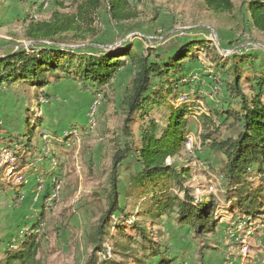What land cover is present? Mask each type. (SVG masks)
Masks as SVG:
<instances>
[{"label":"rangeland","instance_id":"obj_1","mask_svg":"<svg viewBox=\"0 0 264 264\" xmlns=\"http://www.w3.org/2000/svg\"><path fill=\"white\" fill-rule=\"evenodd\" d=\"M84 1L57 0V4L56 0H0V57L19 49L28 50L34 45L25 37V18L49 21L55 11L75 14V5ZM239 1L235 0L237 7ZM132 8L137 18L124 23L126 28L111 25L103 13L100 21L92 25L93 31L86 33L85 45L73 42L69 33L66 36L70 40L66 44H53V47L61 50L82 49V53L88 54L95 50H98L95 52L97 54L116 53L128 46L139 51L155 48L169 52L191 41H209V49L199 53V60L191 75L209 72V60L217 54L224 58L248 54L264 56V34L256 31L236 34L227 15L215 14L201 0H132ZM51 82L53 85L43 90L24 84L0 90V115L6 116L12 133L23 136L30 122L37 123L33 128L36 129L35 143L38 147L40 143L43 145L41 153L32 159L33 164L27 169L10 177H6V172L0 176L5 185L3 189L0 188V243H3L0 248L4 249L15 234L21 235L23 231L34 229L33 232L41 235L40 257L44 264H87L93 251L90 236L107 209L112 157L125 141L122 133L125 116L120 102L130 83V73L128 70L122 71L112 87L102 89L98 95L72 80L57 82L51 79ZM211 82L209 78L203 82L200 95L204 101L188 100L194 102L196 107L195 114L189 117L183 151L166 163L171 165L178 162L192 169L193 176L185 186L193 191V196L199 202L209 196L217 200L216 231L201 239L196 238L190 227L177 222L175 213L164 215L152 225V231L158 236L162 251L169 248L166 256L172 260V264H264V211L255 222L232 212L235 200L228 198L226 183L220 175L224 158L213 153L209 143L201 144L203 129L198 118L209 108L219 105V96ZM46 91L52 94L49 100L43 97ZM96 101L95 115L91 116ZM164 113L165 109L156 113L155 120H164ZM93 122V128L89 129ZM139 130L138 123L133 129L136 143L139 141ZM74 131L77 137L71 135ZM217 135L226 139L237 134L234 130L220 127ZM187 137L191 140L190 149ZM51 156L53 173L61 182L59 197L50 209L40 201L35 211L26 216L24 214L25 218L21 221L25 205H22L23 200L28 194L32 198L37 195L40 199L44 197L46 180L41 176L35 184L29 182L22 185L16 183V179L19 174L25 179L29 178L28 169L36 165V161L50 162ZM138 169L139 166L132 159L125 161L119 169L121 204L130 217L121 218L127 220L128 226L142 220L148 209V205L144 206V201L138 199L141 191L133 189L130 183V177ZM250 180L255 186L260 184L255 176ZM31 191L34 193L31 194ZM173 192L181 198L184 196L178 189ZM30 225L31 230L28 228ZM144 225L150 228V221L146 220ZM110 232L114 234L115 231L111 229ZM133 238V242L137 243H133L132 247L144 264H158L159 261L151 258L149 251L143 248H148L147 243L134 235ZM104 248L107 253L98 254L100 262L107 257L124 264H134L131 259L113 253L108 237Z\"/></svg>","mask_w":264,"mask_h":264},{"label":"trees","instance_id":"obj_2","mask_svg":"<svg viewBox=\"0 0 264 264\" xmlns=\"http://www.w3.org/2000/svg\"><path fill=\"white\" fill-rule=\"evenodd\" d=\"M201 1L215 14L227 15L236 34L245 31L264 34V0H240L238 7L235 0ZM56 3L59 2L56 0ZM103 13L111 25L122 29L127 27L124 23L137 18L132 0H86L75 5V14L55 11L49 21L25 18V37L31 43L56 45L66 44L70 40L66 35L71 33L73 42L85 45L86 33L93 31L92 25L100 21ZM210 45L209 41L195 40L169 52L155 48L139 51L128 46L116 53L97 54L95 50L88 54L82 53V49L61 50L34 44L28 50L19 49L0 58V90L17 84L43 90L53 85L51 79L72 80L98 95L102 89L112 87L122 71L130 73V83L120 102L125 116L122 129L125 141L112 157L107 209L90 236L93 251L87 264H124L107 257L100 262L98 254L107 253L104 248L107 237L115 255L131 259L134 264H144L132 247L137 243L133 242V235L147 243L148 248H143L159 261L158 264H172L166 256L169 248L162 251L158 236L152 231V225L164 215L175 213L177 222L190 227L199 239L216 231L217 200L209 196L199 202L185 186L193 176L192 169L178 162L166 163L183 151L189 117L195 114L196 107L188 100L203 99L200 92L207 78L216 88L219 105L198 118L203 129L201 144L209 143L211 151L224 158L220 175L226 183L228 198L235 200L232 212L255 222L264 211V56L248 54L224 58L217 54L209 60V72L191 75L199 53L206 52ZM51 95L46 91L43 97L49 100ZM162 109H165L164 120H155L154 115ZM1 122L0 135L6 136L0 138V144L11 150L17 159L13 172L23 171L41 153L35 143L36 129H33L37 123L30 122L26 133L17 136L5 132ZM138 123L140 133L136 143L133 129ZM220 127L236 131V137L220 138L217 135ZM129 159L139 166L130 177L131 186L141 191L138 199L144 201V206L148 205L142 220L131 226L121 218L130 217L121 204L119 190V169ZM5 171L6 167L0 168V176ZM49 176L50 180L53 177V183L46 185L44 207L49 192L59 180L53 172ZM253 176L260 181L258 186L251 182ZM4 187L0 179V188ZM174 188L183 193V198L173 192ZM116 216L119 219L116 220ZM146 220L151 224L148 229L144 225ZM28 228L31 230V225ZM33 230L15 234L4 249L0 248V264H44L40 257L41 235Z\"/></svg>","mask_w":264,"mask_h":264},{"label":"built area","instance_id":"obj_3","mask_svg":"<svg viewBox=\"0 0 264 264\" xmlns=\"http://www.w3.org/2000/svg\"><path fill=\"white\" fill-rule=\"evenodd\" d=\"M97 104H98V102L96 101L94 103L93 111L91 112V116L95 115V108H96ZM93 126H94V122L89 127V129H92ZM71 135H73L74 137H77V132L74 131V133L72 132ZM186 139H188L187 146L190 149L191 140L188 137ZM16 162H17V159L15 158L13 152L11 150H9L8 148H6L4 145H0V165L1 166L3 165V167H6V171H5L6 172V177H10V176L15 174L13 171H14V167L16 165ZM50 167H51L50 168V172H53V157L50 160ZM56 167H57V163L55 162V167L54 168H56ZM50 181H52V183H53V177H52V180H50ZM16 183L22 184V185H27L29 183V180L23 178L19 174L17 179H16ZM60 183H61L60 180H57L55 182L54 189L52 188L51 191L49 192L48 197L46 199V203H45L46 208L50 209V207L53 206V203H55L56 200L58 199ZM41 186H43V188H44V185H43L42 182H41ZM211 190H212V188H211ZM229 264H231V263H229Z\"/></svg>","mask_w":264,"mask_h":264},{"label":"crops","instance_id":"obj_4","mask_svg":"<svg viewBox=\"0 0 264 264\" xmlns=\"http://www.w3.org/2000/svg\"><path fill=\"white\" fill-rule=\"evenodd\" d=\"M6 118V116H4L3 114H1L0 115V119H1V121L3 122V128L5 129V132H7V133H12V130L10 129V126H9V123H8V120L7 119H5ZM1 122V123H2ZM12 134H16L15 132H13ZM6 136V134H2V135H0V138L1 137H5ZM43 145H42V143H40L39 144V149H41V147H42ZM51 157H53V156H51ZM50 157V158H51ZM49 158V159H50ZM43 162H38L37 163V161H36V165L34 164V166H31L29 169H28V171H29V178H27L28 180H29V182H30V184L32 183V184H35L36 183V180H37V178H39V177H44V179L46 180V185H48L49 183H50V162L48 161V160H42ZM49 165V166H48ZM28 167H26L25 169H27ZM24 170V169H23ZM29 187V186H28ZM28 187L26 188V189H28ZM31 189H33L32 187H30ZM29 188V189H30ZM30 189V190H31ZM29 191V190H28ZM32 193L31 194H33L34 192L33 191H31ZM8 195H9V193H8ZM44 195H45V193H44ZM37 197H38V195H37ZM37 197H34L33 196V198H32V196L31 195H27L26 196V198L23 200V203H22V205H24L23 206V208L22 209H24L23 210V214L21 215V221L22 220H24V218H25V216L27 215V213H31V211H35V207L38 205V204H40V201L42 202L43 201V199H44V197H42L41 199H40V197L39 198H37ZM22 212V211H21ZM24 214H25V216H24ZM17 218L19 219V217L17 216ZM19 220V221H20ZM17 226H19V224H17ZM2 257V256H1Z\"/></svg>","mask_w":264,"mask_h":264},{"label":"water","instance_id":"obj_5","mask_svg":"<svg viewBox=\"0 0 264 264\" xmlns=\"http://www.w3.org/2000/svg\"><path fill=\"white\" fill-rule=\"evenodd\" d=\"M32 44H38V45H44V46H53V44H50V43H46V42H44V43H32ZM0 58H4V56L3 57H0Z\"/></svg>","mask_w":264,"mask_h":264}]
</instances>
